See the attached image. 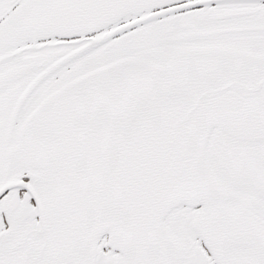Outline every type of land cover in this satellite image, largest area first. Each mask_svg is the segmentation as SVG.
I'll return each mask as SVG.
<instances>
[{"label":"snow or ice","instance_id":"6c2138e0","mask_svg":"<svg viewBox=\"0 0 264 264\" xmlns=\"http://www.w3.org/2000/svg\"><path fill=\"white\" fill-rule=\"evenodd\" d=\"M0 264H264V0H0Z\"/></svg>","mask_w":264,"mask_h":264}]
</instances>
